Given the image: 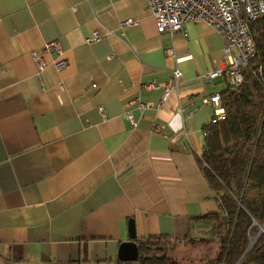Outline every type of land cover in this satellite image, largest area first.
<instances>
[{
  "label": "crops",
  "instance_id": "crops-1",
  "mask_svg": "<svg viewBox=\"0 0 264 264\" xmlns=\"http://www.w3.org/2000/svg\"><path fill=\"white\" fill-rule=\"evenodd\" d=\"M52 39L68 66L38 73L33 53ZM223 46L204 21L159 33L148 0H0V264H140L119 256L132 226L138 245L209 234L221 205L201 101L228 84L201 74Z\"/></svg>",
  "mask_w": 264,
  "mask_h": 264
},
{
  "label": "trees",
  "instance_id": "trees-1",
  "mask_svg": "<svg viewBox=\"0 0 264 264\" xmlns=\"http://www.w3.org/2000/svg\"><path fill=\"white\" fill-rule=\"evenodd\" d=\"M251 29L257 55L244 71V82L220 92L227 115L210 127L202 155L221 205L220 213L210 215L215 219L211 237L196 239L218 243L216 254L203 255L202 264H264V232L256 235L264 226V16L252 22ZM259 65L262 74L257 73ZM169 243L173 245L172 241L140 242L139 263L180 264L167 253L159 255ZM157 244L160 247L153 250H160L149 255Z\"/></svg>",
  "mask_w": 264,
  "mask_h": 264
},
{
  "label": "built area",
  "instance_id": "built-area-1",
  "mask_svg": "<svg viewBox=\"0 0 264 264\" xmlns=\"http://www.w3.org/2000/svg\"><path fill=\"white\" fill-rule=\"evenodd\" d=\"M153 12L155 25L159 33L175 31L184 28L188 21H204L211 28L219 32L224 39L222 57L218 61L220 67L201 77L212 79L224 75L229 86L239 87L244 82V71L252 59L257 55V46L251 29V23L264 16V0H148ZM136 23L134 19H127L124 25ZM101 34L95 30L85 39L87 43L99 40ZM55 53L50 61L45 59L44 53ZM42 52L34 51L33 57L37 64V72L43 71L46 66L52 65L59 70L68 66L63 45L59 39H52L43 44ZM173 55V50H170ZM257 73L262 74L263 66L259 65ZM183 71L176 67L168 81L164 83V93L160 105H164L171 93L178 89ZM156 82L146 84V87H156ZM136 101L139 102L138 99ZM201 103L212 107L213 116L211 125H216L226 118V109L221 94L214 92L203 97ZM141 107L147 103L139 102ZM99 111L105 116V109L100 105ZM182 112L181 108L178 109ZM131 124H136L135 115L131 110L125 113ZM187 117V116H185ZM160 126L157 128L159 129ZM209 129L204 131L207 136ZM184 132V131H183Z\"/></svg>",
  "mask_w": 264,
  "mask_h": 264
},
{
  "label": "rangeland",
  "instance_id": "rangeland-1",
  "mask_svg": "<svg viewBox=\"0 0 264 264\" xmlns=\"http://www.w3.org/2000/svg\"><path fill=\"white\" fill-rule=\"evenodd\" d=\"M263 232H264V226H261L259 229V232L256 235L263 233ZM210 237L211 235L207 234L199 238L208 239ZM196 239L195 240L191 239L181 245H178V243L171 245L169 243L166 245L167 248L165 247L162 248L164 251L159 255L167 253L170 257H173V258L176 257L179 260L180 264H202L203 261L201 259L203 255H208L211 258L216 254L217 249H218V243L217 241L203 243V242L197 241ZM253 240H256V236L254 239V235H253ZM160 245L161 244L153 245L152 248L149 250V255L155 256L154 253L159 251L160 249L155 251L153 250V248H155L156 246L160 247ZM171 246L172 248L169 249ZM161 247H163V245ZM133 264H137V263H133Z\"/></svg>",
  "mask_w": 264,
  "mask_h": 264
},
{
  "label": "water",
  "instance_id": "water-1",
  "mask_svg": "<svg viewBox=\"0 0 264 264\" xmlns=\"http://www.w3.org/2000/svg\"><path fill=\"white\" fill-rule=\"evenodd\" d=\"M132 240L122 243L120 248V259L122 260H136L139 257V248L138 244L135 241V233L132 226L131 230Z\"/></svg>",
  "mask_w": 264,
  "mask_h": 264
}]
</instances>
